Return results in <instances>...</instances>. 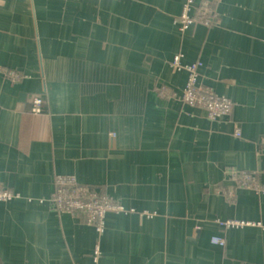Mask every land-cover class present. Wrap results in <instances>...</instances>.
Returning <instances> with one entry per match:
<instances>
[{
  "label": "crops",
  "instance_id": "crops-1",
  "mask_svg": "<svg viewBox=\"0 0 264 264\" xmlns=\"http://www.w3.org/2000/svg\"><path fill=\"white\" fill-rule=\"evenodd\" d=\"M208 1L183 28L185 0H0V264H264V0ZM194 61L230 115L185 101ZM62 174L124 211L59 210Z\"/></svg>",
  "mask_w": 264,
  "mask_h": 264
},
{
  "label": "built area",
  "instance_id": "built-area-1",
  "mask_svg": "<svg viewBox=\"0 0 264 264\" xmlns=\"http://www.w3.org/2000/svg\"><path fill=\"white\" fill-rule=\"evenodd\" d=\"M216 18L217 9L212 2L208 0H185L180 15V22L183 28H187L198 21L212 25ZM174 63L179 67L184 65L183 52H177L174 57ZM202 65L201 61L186 64L189 75L185 83L183 98L193 106L205 108L212 118L230 115L234 109L233 100L217 93L212 87L200 83L199 76ZM31 110L34 113L45 111L44 98L41 95L34 98ZM236 134H241L240 129L237 128ZM113 135L115 136L116 133L113 132ZM56 182L57 186L52 196V204L62 211L81 212L84 214L85 219L94 224L99 232H103L106 228L108 211L122 212L125 209L124 205L108 194V192L97 186L80 182L73 174L59 175ZM239 182L241 184H253L255 182L254 175L244 172L241 174ZM14 195V192L0 184V200H8ZM219 222L226 230L234 227H245L251 223V221L235 218L221 219ZM213 240L219 244L225 243L224 236H214ZM101 255V245L97 244L90 258L98 261Z\"/></svg>",
  "mask_w": 264,
  "mask_h": 264
},
{
  "label": "rangeland",
  "instance_id": "rangeland-1",
  "mask_svg": "<svg viewBox=\"0 0 264 264\" xmlns=\"http://www.w3.org/2000/svg\"><path fill=\"white\" fill-rule=\"evenodd\" d=\"M90 263H91V264H95V261H94V260H90Z\"/></svg>",
  "mask_w": 264,
  "mask_h": 264
},
{
  "label": "trees",
  "instance_id": "trees-1",
  "mask_svg": "<svg viewBox=\"0 0 264 264\" xmlns=\"http://www.w3.org/2000/svg\"><path fill=\"white\" fill-rule=\"evenodd\" d=\"M44 108L46 109V102L44 101Z\"/></svg>",
  "mask_w": 264,
  "mask_h": 264
}]
</instances>
